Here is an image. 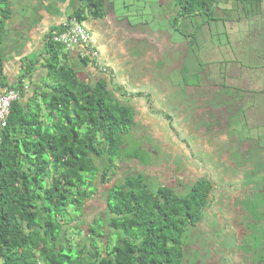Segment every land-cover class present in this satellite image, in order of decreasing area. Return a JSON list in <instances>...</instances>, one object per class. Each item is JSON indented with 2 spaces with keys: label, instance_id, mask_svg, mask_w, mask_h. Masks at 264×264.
<instances>
[{
  "label": "trees",
  "instance_id": "1",
  "mask_svg": "<svg viewBox=\"0 0 264 264\" xmlns=\"http://www.w3.org/2000/svg\"><path fill=\"white\" fill-rule=\"evenodd\" d=\"M80 1L66 23L103 19L110 28L114 23L116 30L122 23L135 28L128 16L116 17V1ZM159 4L165 10L166 28L156 30L147 22L141 23L151 28L136 26L147 31L140 40L141 55L132 54L128 33L114 30L124 59L117 73L94 77L93 82L82 80L80 68L97 60L83 48L86 53L78 67L68 47L50 38L61 26L49 33L43 61H30L20 79L11 83L5 72L4 37L18 11L13 0H0V95L20 90L10 103L5 126H0V264H197L186 261L191 258L187 238L202 221L214 188L230 189L228 185L236 183L242 197L256 187L257 194L264 195V88L256 83L264 78V42L243 49L223 29L228 22H247L250 27L253 23L261 36L264 0H159ZM172 32L182 36L180 42ZM146 46L157 50L151 56L157 68L176 72L182 68V87H176L173 77L166 87L158 84L159 91L150 87L158 79L153 81L141 66L150 54ZM92 50L99 51L95 45ZM217 50L222 55L214 59L210 52ZM38 62L46 71L45 84L23 101L28 93L23 78ZM146 84L151 91L145 90ZM178 91L195 100L188 101L195 119L185 121L183 111L178 117L174 114L168 97ZM142 100L150 106L155 100L163 104L168 139L171 134L180 137L181 131L193 137L182 141V151L173 149V142L163 140L158 131L147 130V136L155 135L151 141L132 135ZM211 101L222 109L219 117L210 118ZM172 104L183 110L178 102ZM175 118L179 132L172 124ZM255 130L256 137L245 134ZM204 140L207 144L199 147ZM125 161L136 164L138 171L118 179ZM204 163L213 170V178ZM162 165L181 172L170 183H157L150 172ZM99 192L106 196L105 209L86 230L87 201ZM251 201L252 211H258L260 202ZM253 243L264 247V232Z\"/></svg>",
  "mask_w": 264,
  "mask_h": 264
},
{
  "label": "rangeland",
  "instance_id": "2",
  "mask_svg": "<svg viewBox=\"0 0 264 264\" xmlns=\"http://www.w3.org/2000/svg\"><path fill=\"white\" fill-rule=\"evenodd\" d=\"M37 1H39V0H37ZM112 1L113 2L116 1V5L118 8L117 9L118 11L116 13V17L119 16L120 19H123L124 15H126V17L128 16L130 19V22L133 25L132 27H135L133 29L130 27L127 28V26H125V24L122 23L118 26V29L116 30V25L113 23V27H114L113 30H115V33H119L121 31H123L124 33H128V38L130 40L128 42V45L132 49V54H137V55L140 54L141 55L143 53V51L140 48V46H141L140 40L144 39V37H145L144 35H146L147 31L136 30L137 29L136 26H140V25L149 26L148 24H142L141 23V22H147L149 24L151 23V26L153 27V29L164 30L166 28L165 25H163L165 22V19H164L165 10L159 4V0H112ZM162 1L166 2V3L170 2V0H162ZM13 2H14V5H16V6L19 4L18 6L21 8V9L17 8L18 15L21 16V14L26 15L28 13L34 14L35 10H34V7H32V6H35L34 3L36 2V0H13ZM134 19L137 21H140L139 23H137L138 25H135L136 21H133ZM116 20H118V18H116ZM82 23H84V22H82ZM249 24L250 23H247V22H245V23L244 22H238V23L228 22V24L225 27H223V29H224V31H227L229 35L232 33L233 38H230V40L232 39L233 41L236 40V42H241L243 49L245 47H249L250 49L251 48H258V47L262 46L263 42H264V23L262 24L261 36L259 34L260 31H256V29H257L256 27H255V29H253V26H254L253 23H252L251 27L249 26ZM59 27H61V26H59ZM23 29L24 28H22V31H23ZM170 31H172V30H170ZM152 34L154 35V33L150 32L149 36L152 37ZM172 34L175 35L173 38L175 41L181 40L180 38L182 36L180 34L174 33V32H172ZM131 36H134V37L130 38ZM230 37H231V35H230ZM164 38L167 39V37H165V36H164ZM142 43H143V45H145L144 41ZM130 44H132V45H130ZM146 44H149V43L147 42ZM125 45H127V43H125ZM146 48L148 50H150V54H149V52L147 53V56H145V58L147 57V59H146L145 63L142 64L141 66L145 69V71H147L150 74L151 77H153L152 78L153 81H156L158 79L156 81L157 82L156 85L154 86V84H150V87L158 88V91H159L160 88H159L158 84L164 85L163 87H166L167 84H169L168 83L169 77H173L174 82L177 85V86L175 85L176 87H182L184 85L183 84V74L181 72L182 68L178 67V65H177V67H178L177 72L175 71L176 69H174V68H172V70H169L168 68L166 70H163L162 68H161L162 70L157 68V61L154 59H151V56L153 54L157 53V50L154 48L150 49L149 46H146ZM163 48H162V50H165V46ZM185 50H186V45H184L182 47V51L184 52ZM120 52L123 54V52L121 50H120ZM144 52H146V51H144ZM204 53H202L201 56ZM184 54H185V52H184ZM210 55L212 58L215 57L214 59H217V58L221 57L222 54L219 50H217V51H211ZM166 56H167V53H166ZM201 56L199 55V58ZM176 57H180V56L176 55ZM145 58L142 61H144ZM97 60H98V58H97ZM34 61H37V58L34 59ZM181 63H182V61H181ZM195 67H193V68H195ZM193 68L191 70H193ZM79 75H80V78L82 80L89 81V82H92L94 80L93 74L90 75V77H86L85 74L83 72H81V73H79ZM88 78L91 80H88ZM256 83L258 85L257 88H260V87L264 88V78L261 79V77H260V79H258V80L256 79ZM145 90L151 91V89H149L147 84H146ZM155 91H156V89H155ZM173 91H175V90H172V92ZM135 99L136 98H134V100H133L134 103H135ZM130 101H132V99H130ZM188 101H195V100H192L190 98V96L187 95V93H185V92H179L178 91L174 94L173 98L168 97V103L170 104V107L173 110L176 117H178L181 114V112L183 111V117L185 118V121H188V119H189V121H191L192 119H195V114L193 113L192 110L190 111V105L188 104ZM199 101H201V98H199ZM258 101H261V100L259 99ZM125 102H128V101H125ZM173 102H178L179 104H181L183 106L182 107L183 110L180 111L177 106L172 104ZM138 103L139 104H138L137 109H136L137 119L135 122V126L131 131L132 135L135 138L137 137V139H141V140H144L146 138L148 141H151L154 139L155 135H154V133H151L147 136V133H148L147 130H149L151 132L158 131L160 133V137L163 140H165L169 143L173 142V144L172 143H170V144H172L173 149H176L177 152L182 151V146H184L182 144V141H184L185 139L187 140L188 137H189L188 138L189 141H191V139L193 137L192 136L186 137V133L184 131L180 132V135H179L180 137H178V134L177 135L171 134L172 139H168V137H166V135H164L165 129L169 127V122L164 117V111H166V110H164V108L162 106L163 104L160 101H157V100L152 101V103H151L152 106L148 105V103L145 100H142ZM211 103L216 104V102L215 101L210 102L209 106L212 108L211 109L212 111L209 114L210 118L219 117V114L222 113V109H220L217 105L212 106ZM200 105H202V102H200ZM223 118L229 119L230 117L224 116ZM172 124L174 125V127H176L178 129L177 130L178 132L180 130H182L180 128L179 123H178L176 118L172 120ZM245 134L248 136H255L256 137L259 135V131L255 130V131H252L251 133H249L247 131V132H245ZM202 144H207V141H205V140L200 141L199 147H201ZM180 147H181V150H180ZM199 147H198V149H199ZM205 149H207V148H205ZM199 151L203 152L202 148ZM199 151H198V153H199ZM173 159L176 161L175 156L173 157ZM204 167H206V169L208 168L207 163H204ZM119 168H120L119 169V175L117 177L118 179H122L123 177L126 176V174L136 173V171H138V167L136 164L128 163L126 161L123 164H121L119 166ZM160 168H162V169L157 170V171L152 170L150 172V175L152 177H154V178L157 177V183L158 182H166V181L170 183L171 179L174 178L176 175H178L181 172L180 171L178 173V170H179L178 168H175V170H173L171 167L164 166V165H162V167H160ZM105 203H106V196H105V194H102V192L95 194L90 200L87 201V204H86V207L84 210L85 215L83 217V221H84L83 227H85L86 230L88 228L89 223L92 221V218L95 215H98V214L103 212V210L105 209Z\"/></svg>",
  "mask_w": 264,
  "mask_h": 264
},
{
  "label": "crops",
  "instance_id": "3",
  "mask_svg": "<svg viewBox=\"0 0 264 264\" xmlns=\"http://www.w3.org/2000/svg\"><path fill=\"white\" fill-rule=\"evenodd\" d=\"M80 2V0H36L35 6H32L35 10L34 14L28 13L20 16L16 12L4 37L5 72L11 83L20 79L27 70L30 61L36 58L40 59L41 62L43 61L47 52L46 42L49 33L55 27L66 23L69 12L73 7H77ZM18 5H14L16 10L20 8ZM102 20L89 19L83 21V24L92 31L93 38H95L94 45L100 51L99 65L91 63L85 68H80L79 73L83 72L86 77H90L92 74L93 77L107 76L111 72L117 73L124 66L123 55L116 45L114 30L109 27L107 20ZM22 28H24L23 31ZM68 49L72 54V60L80 67L81 57L86 51L81 46H71ZM41 62H38L30 75L23 78L25 91H28L25 98H22L23 101H27L28 94H32L37 88L45 84L46 71ZM88 80L91 79L88 78Z\"/></svg>",
  "mask_w": 264,
  "mask_h": 264
},
{
  "label": "flooded vegetation",
  "instance_id": "4",
  "mask_svg": "<svg viewBox=\"0 0 264 264\" xmlns=\"http://www.w3.org/2000/svg\"><path fill=\"white\" fill-rule=\"evenodd\" d=\"M207 170L213 178V170L210 168ZM213 180L218 184L217 178ZM228 186L230 189L225 185L214 188L216 192L212 193L214 197L206 206L202 221L192 228V236H188L191 243L188 238L186 243L187 249L190 250L189 254H191L187 262L264 264L263 257H261L263 255L261 250H264V247L257 248L253 243L254 240L260 239L264 232V205L262 204L264 195L257 194V187L253 189L251 185H247L246 187L253 190L242 197L236 183ZM262 187L264 188V185ZM227 195L231 197L228 200L225 198ZM251 199L260 202L258 211H252ZM256 215L262 217V220L259 221Z\"/></svg>",
  "mask_w": 264,
  "mask_h": 264
},
{
  "label": "built area",
  "instance_id": "5",
  "mask_svg": "<svg viewBox=\"0 0 264 264\" xmlns=\"http://www.w3.org/2000/svg\"><path fill=\"white\" fill-rule=\"evenodd\" d=\"M50 38L67 47L83 46L92 55V59L96 58L97 60L99 56L98 50H92L94 48V39L91 34L82 22L75 19L70 23H64L61 29L52 31ZM94 64L99 65L98 60ZM104 70L106 69L104 68ZM19 96L20 90L16 88L9 90L7 94L0 95V126H5L9 115L10 103Z\"/></svg>",
  "mask_w": 264,
  "mask_h": 264
}]
</instances>
